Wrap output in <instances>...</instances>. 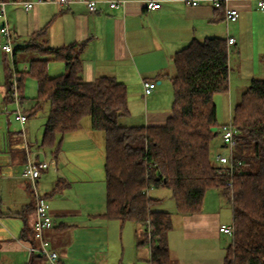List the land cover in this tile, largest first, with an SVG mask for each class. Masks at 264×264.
<instances>
[{
    "label": "crops",
    "instance_id": "crops-1",
    "mask_svg": "<svg viewBox=\"0 0 264 264\" xmlns=\"http://www.w3.org/2000/svg\"><path fill=\"white\" fill-rule=\"evenodd\" d=\"M98 1L94 13H89L81 3L45 2L35 4L28 11L20 3H8L4 19L0 17V26L5 22L8 27L13 50L43 41L51 48L81 44L83 82L91 83L106 76L125 85L129 113L123 123L127 126H156L165 122L172 102L170 78L175 74L172 58L192 40L210 37L235 40L228 53L229 70L231 64L234 69L228 77L227 92L234 75L242 76L243 86H248L253 79L264 80V11L258 9L257 0H229L228 6L238 10L239 18L228 24L224 21L223 8L214 9L209 4L192 7L160 0L161 7L152 11L144 7L146 0H124L125 5L118 8L108 7L107 0ZM43 28H46L45 36L33 41L32 35ZM3 42L0 35V43ZM0 52L3 58H9L10 55ZM17 58L27 62L28 55L19 52ZM27 67L21 70L26 71ZM8 72L13 70H7L5 77L0 73V81L4 78L0 84L4 100ZM63 72L62 63L48 62L50 77ZM143 81L156 83L154 92L145 97ZM24 114L28 115V111ZM28 120L29 115L18 133L25 132L30 138L33 128ZM40 131L34 132V142L27 146L32 153L42 150L51 162L49 169L41 170L38 190L48 199L53 223L45 237L59 254L61 264H112L117 260L118 248H121V263L125 247L127 263L148 261L149 251L137 245L142 227L133 224L131 234L129 229L124 231V222L100 216L105 212L106 191L103 132L91 130L90 121L83 119L81 128L64 135L60 149L53 153L41 147L43 131ZM24 148L22 144L11 143L7 148L0 145V264L31 261L27 244L32 235L34 204L29 185L20 176L26 160ZM58 184L59 191L52 194ZM215 190L221 199L210 197L208 201L205 196L197 214H177L175 205L167 210L172 216V229L167 234L171 264H222L232 237L218 231L221 224L227 223L228 217L223 211L228 205L222 192ZM213 200L215 205H211ZM32 264L45 262L37 256Z\"/></svg>",
    "mask_w": 264,
    "mask_h": 264
},
{
    "label": "trees",
    "instance_id": "trees-1",
    "mask_svg": "<svg viewBox=\"0 0 264 264\" xmlns=\"http://www.w3.org/2000/svg\"><path fill=\"white\" fill-rule=\"evenodd\" d=\"M45 33L46 28L41 29L32 40ZM80 51L79 43L51 48L46 41L13 50L5 101H14L13 74L19 78V105L24 80H35L36 96L28 115L49 104L40 145L53 153L60 149L61 138L79 130L86 117L91 130L103 132L106 191L100 216L142 227L137 245L148 246V264H171L167 234L172 216L152 208L159 199L150 197V191L169 190L177 214L193 215L201 211L206 192L218 189L231 206L234 229L222 264H264V80H251L234 106L228 121L235 129L234 144L228 149L219 132L228 122H218L213 101L215 94L228 90L226 39L192 40L174 54L170 115L156 126L125 125L129 113L125 85L106 76L83 82ZM19 52L38 56L27 60L26 71L17 68ZM50 61L62 63L64 72L50 77ZM218 136L220 148L230 153L229 165L212 161V143ZM228 181L231 191L225 186ZM37 256H30L28 264Z\"/></svg>",
    "mask_w": 264,
    "mask_h": 264
},
{
    "label": "built area",
    "instance_id": "built-area-1",
    "mask_svg": "<svg viewBox=\"0 0 264 264\" xmlns=\"http://www.w3.org/2000/svg\"><path fill=\"white\" fill-rule=\"evenodd\" d=\"M165 1H175L181 2L186 6H199L209 4L214 9L223 8V16L226 24L233 23L239 18V12L237 9L228 6L229 0H165ZM54 2L61 5H67L70 3H81L83 4L89 13H94L97 9L98 0H36L34 2H19L17 0H0V17L4 19L5 5L8 3L12 4H22L23 8L28 11L31 10L35 4ZM108 7L118 8L119 6H124L126 1H105ZM144 7L147 10H157L161 7L160 0H146L143 2ZM258 9L264 11V0H257ZM0 35L4 39L3 43H0V50L8 55H12L13 49L11 46V34L6 26L5 22L0 26ZM235 40L233 38L226 39L227 50L229 53V47L234 44ZM18 76L13 74L10 79V86L12 90V96L14 103L17 106V110L14 111V120L23 125L27 116L23 114L19 108V92H18ZM156 83L154 81H143L142 82V92L144 97L150 95L154 92ZM222 143L230 149L233 144V136L235 129L231 122L222 125L219 129ZM26 160L24 166L21 170V178L27 181L32 187V199L34 204L33 212V223H32V241L27 244V251L30 256L38 255L42 257L45 264H60L59 254L51 248L50 242L46 239L45 233L50 230L53 226L52 217L50 214V206L48 199L41 195L37 189V181L40 178L41 170L48 169L51 167V162L45 158V154L42 150L37 152H30L25 144ZM40 156V158H39ZM231 160L230 153L222 154L218 151L215 154V161L220 166L229 165ZM221 174V173H220ZM226 188L229 191L232 190V182H226ZM220 233L226 234L228 236H233L234 229L232 222L230 224H221L218 227Z\"/></svg>",
    "mask_w": 264,
    "mask_h": 264
},
{
    "label": "rangeland",
    "instance_id": "rangeland-1",
    "mask_svg": "<svg viewBox=\"0 0 264 264\" xmlns=\"http://www.w3.org/2000/svg\"><path fill=\"white\" fill-rule=\"evenodd\" d=\"M1 55V52H0ZM32 58H36L35 55L32 54H28V60L32 59ZM25 60V59H23ZM27 61V60H26ZM27 62L22 61V58L18 59V64H17V68L19 71H22L21 69L24 66H28V65H24ZM246 68V67H245ZM28 69V67H27ZM230 69V67H229ZM233 64H231V70L233 71ZM7 70H13V65H12V55L9 56V58L5 59L2 57V55L0 56V73L2 74L3 77H5V73ZM229 70V74L230 71ZM54 76V75H53ZM58 76V75H56ZM1 77V81L0 84L3 83L4 78ZM244 85V81L242 80V76L239 78L238 76H233L232 77V85L230 86V90L228 92H222V93H217L214 95L213 97V101L214 104L216 106V113H217V120L220 123H226L229 121V118L231 116V112L234 108V106L236 104H238L240 102V96L241 94L245 91V89L247 88V85ZM23 95H24V99H23V103H21V105L19 106L20 110L23 112H26L30 109L32 103H33V99L36 96V82L33 78L27 77L24 82H23ZM232 89V91H231ZM231 93V96H230ZM17 110V106L16 104L12 101H5L2 96L0 95V145L4 146L5 148L8 147L9 144L14 143L16 146L19 145H24L25 143L28 144L31 141L34 142L33 137H36L34 132H42L44 129H42L41 124L43 123L44 119L47 118L48 115V111H49V104L45 103L44 106L42 107V109L37 112L35 115H31L29 116V120H28V124L31 126V128H33L31 135L32 137L29 138V135L25 132L24 135L23 133H21L22 135H19L18 132L22 131L21 129V125L20 123H18L17 121L14 120V111ZM85 120H89V117L84 118ZM126 121V119L124 120V122ZM25 124V123H24ZM23 126V125H22ZM23 131H24V127H23ZM13 134V135H10ZM38 134V133H36ZM10 135V136H9ZM9 136V137H8ZM8 138L10 139V142H8ZM219 141H220V137L218 136L214 141H213V147H212V161L214 163L215 162V152H219L222 154H226L225 149H221L220 145H219ZM35 145V143H34ZM37 145H35L36 147ZM215 153V154H214ZM1 159V158H0ZM47 159V158H46ZM49 160V159H47ZM49 169V168H48ZM39 181V179H38ZM38 181H37V189L38 187ZM28 183V182H27ZM29 185V189H30V194H32V187L31 185L28 183ZM39 191V190H38ZM205 196L208 198V201H211L210 197H221L220 193L215 190V189H210L206 192ZM151 197H155L156 199H160L161 201L159 202L160 204V208H158L159 204L153 206V209H161V210H165L167 212V210L169 208H171L170 206H174V202L171 198V193L169 190L167 189H155V191H153L151 193ZM214 198V199H215ZM221 199V198H220ZM226 201V200H224ZM222 201V202H224ZM228 207L224 208V215H226L228 217L227 223L226 224H230L231 223V207L230 205L225 202ZM211 205H215L214 200L211 202ZM133 223L131 222H124V231H126L127 229H129L130 233L132 234L134 231V228L132 227ZM125 233V232H124ZM113 237L115 239V243L117 242V233L116 231L113 232ZM126 251H124V259L123 261L120 263L119 259H120V255H121V248H118V257L117 260H115V262H113L112 264H148L147 261H139L137 260L136 262H130L127 263L128 261V255H126L128 249L127 247H125ZM143 248L145 249V251L147 252V250L149 251V248L147 245H144ZM120 252V253H119Z\"/></svg>",
    "mask_w": 264,
    "mask_h": 264
}]
</instances>
